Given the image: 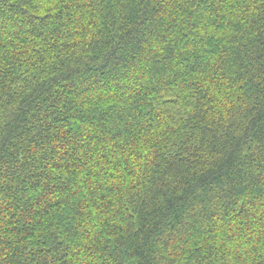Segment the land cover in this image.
Here are the masks:
<instances>
[{"label": "trees", "instance_id": "trees-1", "mask_svg": "<svg viewBox=\"0 0 264 264\" xmlns=\"http://www.w3.org/2000/svg\"><path fill=\"white\" fill-rule=\"evenodd\" d=\"M0 264H264V0H0Z\"/></svg>", "mask_w": 264, "mask_h": 264}]
</instances>
